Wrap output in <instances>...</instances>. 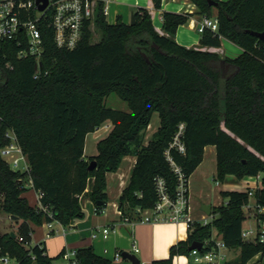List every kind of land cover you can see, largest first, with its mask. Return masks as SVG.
<instances>
[{
  "label": "trees",
  "instance_id": "obj_1",
  "mask_svg": "<svg viewBox=\"0 0 264 264\" xmlns=\"http://www.w3.org/2000/svg\"><path fill=\"white\" fill-rule=\"evenodd\" d=\"M152 1L156 9H162L163 0ZM190 1L201 16L212 18L214 9L218 10V30L204 28L198 48L182 46L175 39L178 28L194 14L164 11L166 34L161 35L147 8L135 10L134 24L121 17L111 24L102 0L73 50L58 48L49 18L41 19L45 52L39 79L34 57H20L23 47L16 41L2 44L0 192L4 198L0 212L17 216L21 223L15 237L0 233V263L8 257L16 264H53L55 258L44 243L30 246L31 223L55 220L72 226L85 216L84 199L97 208L107 205V175L119 170L124 157L135 155L136 163L119 207L125 217L138 220V208L153 209L158 202L159 179L170 197L177 198L178 175L167 151L189 180L208 146L216 147L220 181L228 176L241 180L261 175L262 185L253 197L249 189L222 191L228 201L214 207L211 223L196 222L187 239L170 248L168 258L150 264H174L176 256L191 255L195 242L202 243L200 252L206 253L213 249L216 235L229 250H239L227 264H253L256 256L264 257V243L242 237L249 217L245 210L252 198L264 208V41L253 34L264 33V0H214L217 6L208 0ZM95 32H99L98 41H93ZM223 38L243 53L233 59L202 49L221 47ZM112 93L126 101L130 111L108 107L106 98ZM156 112L161 123L146 142ZM108 121L112 129L98 141L97 154L87 157L88 134ZM181 125L185 153L171 148ZM11 131L27 157L29 172L13 169L1 155L12 141ZM92 162H96L93 169ZM27 180L44 194L42 205L52 216L24 196ZM256 219L264 220V213ZM77 260L112 264L93 246L78 249Z\"/></svg>",
  "mask_w": 264,
  "mask_h": 264
},
{
  "label": "crops",
  "instance_id": "obj_2",
  "mask_svg": "<svg viewBox=\"0 0 264 264\" xmlns=\"http://www.w3.org/2000/svg\"><path fill=\"white\" fill-rule=\"evenodd\" d=\"M139 7L147 8L150 11L154 27L161 35L166 34L163 30L162 19V13L164 11L194 14L186 24L181 25L178 28L175 39L177 43L182 46L188 48H198L202 34L200 28L205 16L198 14L197 6L193 2L190 0H163L162 9L158 10L155 8L152 0H111L109 3V15L107 16V19L111 24L116 23L118 17H121L125 23H131L132 14ZM213 12L214 15L212 18H216L218 10L215 8ZM202 49L216 52L221 56L233 59L239 57L243 53L242 48L238 47L225 38L222 39L221 47H204ZM106 128H109L108 131L110 132L112 129V123L110 122ZM146 142L148 141L146 140ZM208 153L217 159L216 147L208 146L205 150L203 162L205 161ZM86 156L89 157L88 155ZM203 162L200 164V166H198L195 172L199 170ZM123 163L125 164L124 169L122 166H120L117 172L109 173L107 175V191L109 200L107 203L106 213H98L96 211V204L89 199H84L83 208L85 216L72 226L66 227L58 221H53V226L51 228L48 227L47 222H44L42 225L31 223L33 233L30 246L44 243L48 254L55 258V260L61 259L63 250H65V252L77 251L78 249L86 246H93L97 254L110 259L112 264H132L130 260L124 258L121 261H116L115 255L118 252L121 254L124 252L134 253L140 259L142 264H150L153 260L168 258L170 255V248L177 242L186 240L189 230L184 223H141L138 221L126 222L123 219V216L119 213L117 208L119 206L120 196L129 182L131 171L136 163V156L130 155L124 157L121 165ZM195 172L193 174H195ZM110 175L112 176L113 180H117V186L113 192H111L109 188ZM228 177L230 178L234 176ZM254 178L256 177L249 176L241 179V181H244L242 185L243 188L237 189V191H245L248 188L256 189L260 187L261 185H259V182L254 180ZM190 181L191 177L189 178V206L192 216L197 220L202 219L207 215L202 210V208L201 215L193 214L194 210L191 207ZM25 187L27 191L25 192L24 196L27 197L29 203L32 206L40 207V200L38 198L39 193L33 188L31 181H25ZM227 190L233 191L236 189L227 188ZM251 203H255L253 198ZM218 204L220 203H217L215 206L212 205L213 209L214 207L218 206ZM1 217H8L12 221L14 224L13 227L15 226V230H13V232L16 234L19 230L21 221L12 220L10 215L4 213H1ZM104 229H109L107 237L104 235ZM50 231H52V233H50L51 235L47 237V234ZM215 239L220 240L222 238L216 235ZM223 252L226 253V255H228V253H234L228 248ZM59 255L60 257L58 258ZM238 255L239 251L236 253L235 257ZM263 259L264 257L262 258L261 255H258L252 260V262L262 264ZM224 263H227V259L221 261L219 264ZM0 264H16V261L14 259L8 258L7 261H2ZM75 264L81 263H79L77 260ZM174 264L207 263L196 262L192 256L181 255L174 258Z\"/></svg>",
  "mask_w": 264,
  "mask_h": 264
},
{
  "label": "built area",
  "instance_id": "obj_3",
  "mask_svg": "<svg viewBox=\"0 0 264 264\" xmlns=\"http://www.w3.org/2000/svg\"><path fill=\"white\" fill-rule=\"evenodd\" d=\"M105 3L104 13L109 15V3L111 0H102ZM100 0H57L50 1L45 11L38 10L37 0H0V49L2 44L8 41H16L23 49L20 57L32 56L36 59L35 78L39 79L42 74L41 59L45 52L44 39L40 28V21L43 17L49 18L50 26L54 32V42L60 49L73 50L81 42L87 23L94 19L96 8ZM35 12V13H34ZM210 28L213 31L218 30V19L204 17L200 31L204 28ZM10 67L9 64H7ZM12 68V67H11ZM184 125L180 126V131L171 143V148L178 149L181 153L186 152L185 145L181 142ZM8 136L12 138L9 145L1 150V155L10 163L13 169L29 172L30 167L27 157L22 148L17 143L15 134L11 131ZM168 160L170 161L175 173L178 175L177 198L174 200L170 197L165 189V183L162 179L158 180L159 199L153 209H137L138 220H130L125 217L118 206L119 213L126 222L138 221L141 223L156 222H173L184 223L188 230H193L195 223L208 225L212 221V216L206 215L202 219H195L189 206V180H187L182 168L178 166L171 158L170 151H167ZM257 178L260 177L256 176ZM219 183V182H217ZM250 197H253L255 189L248 188ZM40 207L44 208L41 202L42 192H38ZM4 195L0 192V210ZM248 209L252 210L251 217L255 218L258 214L264 213V208L250 203ZM49 215L52 213L47 208ZM99 213L107 212V205L97 208ZM1 218V212H0ZM55 221V220H53ZM53 221H48L49 228L53 226ZM256 226L248 230L243 229L242 237L246 241L255 243H264V220L256 219ZM52 231L48 232L49 237ZM109 229H104L105 237L108 236ZM23 240V238H21ZM227 249L222 239H215V245L212 250L201 253L199 249H194L191 255L196 262H206L207 264H219L227 257L223 251ZM138 250V249H136ZM123 256L120 252L116 253L115 260L121 261ZM5 257L3 261H7ZM61 260V261H60ZM60 260H55L53 264H75L77 262V251H66ZM253 263V262H252ZM257 264V263H253Z\"/></svg>",
  "mask_w": 264,
  "mask_h": 264
},
{
  "label": "rangeland",
  "instance_id": "obj_4",
  "mask_svg": "<svg viewBox=\"0 0 264 264\" xmlns=\"http://www.w3.org/2000/svg\"><path fill=\"white\" fill-rule=\"evenodd\" d=\"M100 35L99 32H95L93 41H98ZM106 104L108 107L121 110V111H130L128 103L122 100L116 93L110 94L106 98ZM110 121L106 122L103 126H101L97 132L90 133L86 139V147L85 153L88 156L96 155L97 154V143L100 139L105 138L108 135L109 128H106ZM161 123V119L159 114L156 112L153 115L152 122L146 132V140L148 141L152 138L153 134L157 131ZM217 159L216 157H212L210 153L207 154L205 161L203 162L202 166L199 168L195 174L191 176L190 181V192H191V207L194 210V215H201L202 205L203 204H211L215 206L217 203L218 206L221 203H226L228 200L224 198L221 194L222 191L227 190V188L233 189H241L243 188L244 181L236 177H227L223 182L217 178ZM124 163L121 165L124 169ZM202 176V177H201ZM259 182V185H262V176L260 175L259 178H254ZM219 182V183H217ZM109 188L110 191L113 192L117 186V180H113L112 176H109ZM217 207V206H216ZM246 213L248 219L244 222V229L248 230L251 227L256 226V219L251 217L252 210L246 208ZM3 218V217H1ZM0 218V233H12L15 230V226L13 227L12 221L8 217H4L3 219ZM216 234V233H215ZM239 250H232L234 253H228L226 259L227 262L232 260L236 253ZM227 264V263H224ZM264 264V259L262 261Z\"/></svg>",
  "mask_w": 264,
  "mask_h": 264
},
{
  "label": "water",
  "instance_id": "obj_5",
  "mask_svg": "<svg viewBox=\"0 0 264 264\" xmlns=\"http://www.w3.org/2000/svg\"><path fill=\"white\" fill-rule=\"evenodd\" d=\"M51 0H37V6H38V10L43 12L46 10V8L49 6ZM209 4L212 6H217V3L214 0H208ZM135 23V13L132 14V18H131V24ZM254 35L258 36L261 40L264 41V33H254ZM96 166V162H92L90 165V168L93 169ZM21 182V181H20ZM202 210L208 215V216H212L213 214V206L209 205V204H203L202 205ZM12 220L18 221L19 218L17 216H11ZM11 235L13 237L16 236L15 232H12ZM202 248V243H198L195 242L190 246V250H194V249H199L201 250ZM124 259H128L132 262V264H142L140 259L137 257L136 254L134 253H130V252H124L122 254Z\"/></svg>",
  "mask_w": 264,
  "mask_h": 264
}]
</instances>
